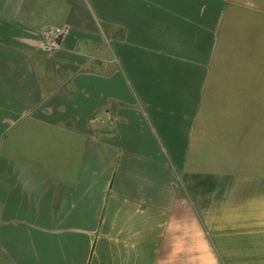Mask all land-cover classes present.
Masks as SVG:
<instances>
[{
	"label": "crops",
	"instance_id": "0c3cea01",
	"mask_svg": "<svg viewBox=\"0 0 264 264\" xmlns=\"http://www.w3.org/2000/svg\"><path fill=\"white\" fill-rule=\"evenodd\" d=\"M238 2L0 0V264H264Z\"/></svg>",
	"mask_w": 264,
	"mask_h": 264
},
{
	"label": "rangeland",
	"instance_id": "374dc122",
	"mask_svg": "<svg viewBox=\"0 0 264 264\" xmlns=\"http://www.w3.org/2000/svg\"><path fill=\"white\" fill-rule=\"evenodd\" d=\"M238 3L237 11L230 12L234 15V26L223 31V59L227 64L223 72L264 73V0ZM227 20H232L230 14Z\"/></svg>",
	"mask_w": 264,
	"mask_h": 264
},
{
	"label": "built area",
	"instance_id": "2783aa9c",
	"mask_svg": "<svg viewBox=\"0 0 264 264\" xmlns=\"http://www.w3.org/2000/svg\"><path fill=\"white\" fill-rule=\"evenodd\" d=\"M66 33L65 30L55 29L47 34V42L50 47L56 48L58 47V44L56 43V39L59 36H64Z\"/></svg>",
	"mask_w": 264,
	"mask_h": 264
},
{
	"label": "water",
	"instance_id": "95a60500",
	"mask_svg": "<svg viewBox=\"0 0 264 264\" xmlns=\"http://www.w3.org/2000/svg\"><path fill=\"white\" fill-rule=\"evenodd\" d=\"M62 36H59L57 39H56V43L58 44V45H60L61 44V42H62Z\"/></svg>",
	"mask_w": 264,
	"mask_h": 264
}]
</instances>
